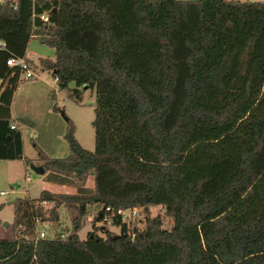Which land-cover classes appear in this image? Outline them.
Returning <instances> with one entry per match:
<instances>
[{
  "label": "trees",
  "instance_id": "trees-1",
  "mask_svg": "<svg viewBox=\"0 0 264 264\" xmlns=\"http://www.w3.org/2000/svg\"><path fill=\"white\" fill-rule=\"evenodd\" d=\"M34 39L55 59L35 65ZM0 44V160L24 159L12 119L22 72L9 59L49 72L76 102L96 92L95 150L70 119L67 157L39 149L46 171L82 185L93 175L94 192L15 199L0 264H264V2L0 0ZM61 207L75 213L63 234ZM135 209L145 219L118 214Z\"/></svg>",
  "mask_w": 264,
  "mask_h": 264
},
{
  "label": "rangeland",
  "instance_id": "rangeland-1",
  "mask_svg": "<svg viewBox=\"0 0 264 264\" xmlns=\"http://www.w3.org/2000/svg\"><path fill=\"white\" fill-rule=\"evenodd\" d=\"M50 10L49 7L48 12ZM27 56L37 65L40 58L54 60L55 50L34 39L29 44ZM30 72L34 75L32 78H26V73L22 75L23 82L15 94L12 105V118L14 121L17 119L23 135L24 159L0 160V193H6L0 197V237L4 239L14 237L15 199L27 196L38 198L44 191L56 194H92L95 188L93 175L82 185L73 178L52 171L37 175L30 169V165H41L39 149L50 158H64L69 155V147L64 139L67 119L74 123L76 138L82 147L89 151L95 150V130L92 122L95 119L96 92L91 89L84 91L82 88V100L76 102L70 98L67 90H59L57 81L49 72L39 69L36 71L34 67L30 68ZM70 88H75V85L71 84ZM26 159L32 161L29 166ZM88 210L90 214L79 233L81 239H87L93 230V213L97 207L91 206ZM150 210L153 216L163 213L158 207H151ZM59 213L60 223L56 231L63 234L67 228L71 229L75 213L65 207H61ZM125 217V221L131 224L136 219H145L146 213L140 209L136 217H131V212L127 211ZM165 221L167 227L171 228L172 221L168 219ZM98 225L102 226L101 223ZM45 228L47 224L39 226L41 232L46 231L49 235V230ZM111 230L120 233L117 227H111ZM98 236L105 237L102 231L98 232Z\"/></svg>",
  "mask_w": 264,
  "mask_h": 264
},
{
  "label": "built area",
  "instance_id": "built-area-1",
  "mask_svg": "<svg viewBox=\"0 0 264 264\" xmlns=\"http://www.w3.org/2000/svg\"><path fill=\"white\" fill-rule=\"evenodd\" d=\"M250 1H255V0H250ZM41 19L45 22L48 21V15H43L41 17ZM0 46H2V44H0ZM7 64L11 67H16L18 68L21 72H22V75L24 73H26V78H32L34 75L32 74V72H30V67L29 65L27 64V62L24 60V59H16V58H11L7 61ZM12 129H15V126H12ZM6 193L5 192H1L0 193V197L1 196H4ZM113 210L112 208L110 207H107L106 208V212L107 213H111ZM131 212V217H136L138 215V210L135 209L133 211H130ZM118 214L122 215L124 220H125V215H126V212H123V211H118ZM41 238H45V233H41Z\"/></svg>",
  "mask_w": 264,
  "mask_h": 264
},
{
  "label": "water",
  "instance_id": "water-1",
  "mask_svg": "<svg viewBox=\"0 0 264 264\" xmlns=\"http://www.w3.org/2000/svg\"><path fill=\"white\" fill-rule=\"evenodd\" d=\"M87 89V86L83 87V90L85 91ZM1 100V97H0ZM30 169L37 175H44L47 171L42 165H35L31 164Z\"/></svg>",
  "mask_w": 264,
  "mask_h": 264
},
{
  "label": "crops",
  "instance_id": "crops-1",
  "mask_svg": "<svg viewBox=\"0 0 264 264\" xmlns=\"http://www.w3.org/2000/svg\"><path fill=\"white\" fill-rule=\"evenodd\" d=\"M54 78V77H53ZM55 79V78H54ZM56 80V79H55ZM35 96H38V95H35ZM44 97L46 98V95H44ZM12 116H13V113H12ZM13 119V118H12ZM16 121H17V119H16ZM14 125H19V124H17V122H15L14 123ZM18 129H19V127H18Z\"/></svg>",
  "mask_w": 264,
  "mask_h": 264
}]
</instances>
